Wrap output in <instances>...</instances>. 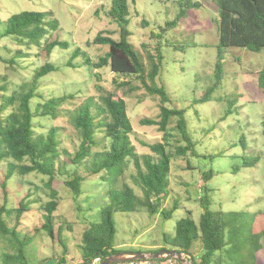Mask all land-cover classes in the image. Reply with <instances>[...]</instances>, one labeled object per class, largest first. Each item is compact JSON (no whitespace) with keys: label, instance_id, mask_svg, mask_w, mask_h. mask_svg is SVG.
I'll list each match as a JSON object with an SVG mask.
<instances>
[{"label":"rangeland","instance_id":"rangeland-1","mask_svg":"<svg viewBox=\"0 0 264 264\" xmlns=\"http://www.w3.org/2000/svg\"><path fill=\"white\" fill-rule=\"evenodd\" d=\"M113 0H0V79L8 85L7 95H12L34 77L36 70L46 61L54 63L57 70L43 77V90L34 100L42 104L44 98L82 91L73 101L72 109L82 103L86 97H101L113 92L127 102L128 115L134 128L132 141L139 154H151L147 145L163 142L164 132L159 125L142 124L141 119H161V100L147 93L142 84L133 79L131 85L115 83L119 76L107 69H94L85 66V57L80 54L73 63L79 68L64 65L73 52L79 49L92 62H98L109 48L95 44L98 34L119 39L118 24L110 16ZM129 30L132 41L136 43L148 65V54L158 42L163 56V84H165L173 106L185 109L187 131L194 143L195 153L171 159L168 197L162 202L161 209L171 212L170 218L162 214H150L146 209L132 213L114 212L116 225V244L122 252L138 251L147 253L155 246H165L164 234L173 236L177 222L191 217L199 223L203 212L200 198L207 194L211 200V209L225 213L238 212L252 214L264 211V93L258 83V72L264 70V49L253 52L245 48L225 50L220 86L211 97L203 102L201 98L207 89L214 85L215 65L218 56V8L214 0H128ZM191 4L190 8L183 4ZM198 3L199 6H193ZM185 8V9H184ZM184 10L183 18L174 26L167 27ZM22 11L49 12L50 18L57 21L62 29L60 39L69 42L68 49L57 47L51 58L41 56L42 47L35 44H22L13 37L2 36L11 15ZM144 21L148 22L147 25ZM156 36H153V34ZM82 57V58H81ZM16 62L13 64L11 60ZM80 64L82 67H80ZM84 65V66H83ZM125 81L126 77L122 76ZM132 88V89H131ZM44 97V98H43ZM69 107V108H68ZM176 118L169 125L173 129ZM36 131L46 132L58 127L60 149L74 152L80 140L76 129L66 115L57 118L36 117ZM175 137L170 139L167 148L175 153L173 145H185L177 141L180 135L173 130ZM99 139L102 134L97 135ZM95 148L94 151H98ZM17 162L9 159L0 162L1 169ZM85 165V164H84ZM86 167V166H85ZM83 168V167H82ZM124 178L132 185L130 173L135 172L133 162L124 167ZM211 173L207 181L203 175ZM106 171L103 174L87 176L81 195L74 200L64 190L65 178L58 177L53 184L60 189L64 197L55 215L56 237L51 238L42 228L37 231L43 211L40 209L50 201L45 182L47 177L31 172L27 175L14 173L9 180L11 191H17L16 181H24V192L31 188L34 211L26 212L22 223H17V236H0V264H59L66 258L65 264L81 263L78 246L82 243V234L90 222L98 221L100 211L108 204L106 190L109 188ZM117 187H121L122 178H117ZM138 195L141 191L135 189ZM15 191V192H16ZM15 197V196H13ZM4 203L0 189V205ZM179 203V208L173 206ZM7 207L13 208L15 199L8 201ZM8 217V225L13 228L16 220ZM251 215V216H252ZM5 219V220H6ZM63 223L61 239L57 231ZM62 225V224H61ZM37 227V228H36ZM12 239L14 244H10ZM19 243L24 246V259L5 262V254L16 253ZM16 246V249H15ZM194 254L201 252L199 243L194 246ZM187 258V257H185ZM233 253L218 251L212 264H241Z\"/></svg>","mask_w":264,"mask_h":264},{"label":"trees","instance_id":"trees-1","mask_svg":"<svg viewBox=\"0 0 264 264\" xmlns=\"http://www.w3.org/2000/svg\"><path fill=\"white\" fill-rule=\"evenodd\" d=\"M218 12V56L215 65L216 82L203 94L201 102L209 99L220 86L221 72L223 70L225 50L228 48H245L253 52H261L264 49V0H214ZM128 0H113L109 10L110 16L118 24L119 39L113 36L98 34L94 39L95 44L105 45L108 52L100 57L98 62L81 53L79 49L73 52L71 58L64 63L67 67L79 68L73 63L80 54L85 57V66H91L98 70L104 67L119 77L115 83L131 85L132 80L139 81L151 96L161 100V119H141L142 124L159 125L164 132L163 142L147 145L151 154H139L132 141L135 131L128 115V106L124 98L118 97L113 92L97 98L86 97L77 107L66 109L65 106H73L78 95L82 91L68 92L57 96L44 98V102L36 105L34 100L43 90V77L57 70L54 63L46 61L39 67L34 77L26 85H22L12 95H7L8 85L0 79V162L12 159L17 162L10 163L5 169H1L3 177L0 178L1 196L4 203L0 205V236L15 235L17 223L23 221L26 212L34 211L32 204L35 202L31 188L24 192L25 182L16 181L17 191H11L9 180L14 173L27 175L37 172L47 177L45 182L50 201L40 209L43 217L39 228L46 230L51 238L56 237L55 215L61 200L60 189H54V181L58 177H64L65 189L74 200L82 193V186L87 176L107 173L109 188L106 197L108 204L100 211L98 221L90 222L82 234V243L78 246L81 263L92 264L97 258L103 260L108 256L122 252L116 244V225L114 212L132 213L139 209H146L150 214H162L165 218L171 217V212L161 209L162 202L168 197L169 175L171 171V159L195 153V145L187 131L185 109L173 106L172 99L163 84V56L159 44L145 45L153 47L148 51V67L136 43L132 41L128 28L129 5ZM191 4H183L190 8ZM193 6H199L198 3ZM184 8V9H185ZM184 10L179 16L167 24L174 26L184 16ZM147 25L148 22L144 21ZM62 29L57 21L50 18L49 12L22 11L9 17L7 28L2 36L13 37L22 44H35L42 47L41 56L51 58L55 48H69L68 41L60 39ZM153 36L156 34L152 33ZM157 37V36H156ZM81 57V58H82ZM14 64L16 60L12 59ZM84 66V65H83ZM80 67L82 65L80 64ZM258 83L264 93V70L258 72ZM122 76L126 77L125 81ZM1 78V77H0ZM132 89V88H131ZM69 108V107H68ZM66 115L71 125L76 129L80 140L79 146L74 152L60 149V132L58 127H51L46 132L36 131V117H53ZM176 118V125L169 128L171 120ZM173 130L180 135L177 139L185 145H173L175 153L167 146H172L169 141L174 138ZM102 134V138H98ZM262 134L264 136V119L262 120ZM94 151L95 148H99ZM133 162L135 172L130 173L132 185L124 178V167ZM85 164V165H84ZM86 166V167H85ZM83 167V168H82ZM211 173L203 175V181L211 178ZM122 178L121 187H117V178ZM138 188L142 196L136 192ZM15 196V197H13ZM15 199L13 208L9 209L8 201ZM203 210L199 223L188 216L180 219L176 224L175 234H164L165 245L159 249H150L147 253H158L161 249L168 248L181 252L192 264H212L213 257L218 251L237 255L241 264H264V211L252 214L216 211L211 209V200L207 194L200 198ZM179 208V203L173 206ZM13 214L16 225L11 228L5 215ZM252 215V216H251ZM6 219V220H5ZM10 219V218H9ZM62 224V225H61ZM63 223H59L57 231L61 239ZM12 245L14 242L9 240ZM199 243L201 252L194 254V246ZM16 253L5 254V262H13L24 259L25 244L19 243ZM16 249V246H15ZM179 264L181 263L177 258ZM66 258L59 264H65ZM158 260V259H153Z\"/></svg>","mask_w":264,"mask_h":264},{"label":"water","instance_id":"water-1","mask_svg":"<svg viewBox=\"0 0 264 264\" xmlns=\"http://www.w3.org/2000/svg\"><path fill=\"white\" fill-rule=\"evenodd\" d=\"M158 259V258H177L183 264H192L185 256L176 250L168 248L161 249L158 253H144L138 251L120 252L113 256L104 258L100 264H116L119 262L131 261L135 259Z\"/></svg>","mask_w":264,"mask_h":264},{"label":"built area","instance_id":"built-area-1","mask_svg":"<svg viewBox=\"0 0 264 264\" xmlns=\"http://www.w3.org/2000/svg\"><path fill=\"white\" fill-rule=\"evenodd\" d=\"M101 261L102 260L100 258H97L92 264H100ZM116 264H179V263L173 258H158V260H154V261L153 259L149 258L145 260L135 259L131 261L119 262Z\"/></svg>","mask_w":264,"mask_h":264},{"label":"crops","instance_id":"crops-1","mask_svg":"<svg viewBox=\"0 0 264 264\" xmlns=\"http://www.w3.org/2000/svg\"><path fill=\"white\" fill-rule=\"evenodd\" d=\"M159 248H162V246H155V247H152V248H150V249H159Z\"/></svg>","mask_w":264,"mask_h":264}]
</instances>
